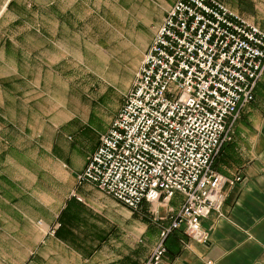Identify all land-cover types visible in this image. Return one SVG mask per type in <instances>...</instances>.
Wrapping results in <instances>:
<instances>
[{
    "label": "crops",
    "instance_id": "crops-1",
    "mask_svg": "<svg viewBox=\"0 0 264 264\" xmlns=\"http://www.w3.org/2000/svg\"><path fill=\"white\" fill-rule=\"evenodd\" d=\"M92 1L0 0V264H144L150 253L127 248L125 242L118 246V226L131 236L135 225L139 237L150 236L157 245L162 229L170 225L167 209L158 205L143 204L149 223L134 219L94 187L78 186L76 175L84 171L100 141L77 158L66 127H50L33 114L37 48L50 47V33L69 30V17L82 16ZM177 1L163 0L155 33ZM219 1L264 31V0ZM254 96L240 111L233 140L215 161L220 174L244 180L234 188L226 186L221 213L202 221L208 241L199 244L185 235L184 227L175 230L165 243L162 264H264V73ZM36 140L61 150L65 163L39 168ZM170 205L177 213L181 197ZM155 208L159 217L154 222L149 214ZM39 219L45 230H57L61 224V241L48 237L47 245H41L43 235L34 224ZM54 245L56 250L51 249ZM32 251L37 252L34 260Z\"/></svg>",
    "mask_w": 264,
    "mask_h": 264
},
{
    "label": "built area",
    "instance_id": "built-area-1",
    "mask_svg": "<svg viewBox=\"0 0 264 264\" xmlns=\"http://www.w3.org/2000/svg\"><path fill=\"white\" fill-rule=\"evenodd\" d=\"M264 73V31L219 0H178L143 57L123 107L79 177L139 211L167 209L170 225L144 264H162L165 240L184 227L205 244L202 221L221 213L225 187L244 179L214 162ZM181 197L177 213L170 202ZM175 213V214H174Z\"/></svg>",
    "mask_w": 264,
    "mask_h": 264
},
{
    "label": "rangeland",
    "instance_id": "rangeland-1",
    "mask_svg": "<svg viewBox=\"0 0 264 264\" xmlns=\"http://www.w3.org/2000/svg\"><path fill=\"white\" fill-rule=\"evenodd\" d=\"M162 4L163 0H94L85 7L82 16L69 17V30L50 33V47L37 48L33 114L38 121H45L50 127H66L65 133L73 137L72 141L67 140L76 147L77 158L97 146L123 107L136 81L145 51L154 40ZM37 32L41 33L39 30ZM36 147L39 168H46L48 163H65L61 150L37 140ZM90 156L87 157L88 161ZM42 161H46V164L42 165ZM82 172L76 175L78 186L84 185L79 183ZM90 186L105 198L121 204L96 186ZM52 188L50 186L46 190L50 193ZM155 205L162 208L159 204ZM125 208L134 219L141 218L151 223L142 209L133 211ZM155 211L156 208L149 214L154 222L155 217H159V212ZM59 213L57 219L63 211ZM34 224L43 235L41 245H47L48 237L61 241L57 236L61 224H58L57 230H45L41 219ZM145 238L144 235L139 237L135 225L131 236L123 226L117 228L118 246L125 242V247L141 249L151 255L156 241L150 236ZM57 248L54 245L51 249ZM36 255L37 252L32 251V260ZM32 264L35 263L32 261Z\"/></svg>",
    "mask_w": 264,
    "mask_h": 264
},
{
    "label": "trees",
    "instance_id": "trees-1",
    "mask_svg": "<svg viewBox=\"0 0 264 264\" xmlns=\"http://www.w3.org/2000/svg\"><path fill=\"white\" fill-rule=\"evenodd\" d=\"M224 145H225V144H224ZM224 145H223V146H224ZM223 146H222V147H223ZM221 149H222V148H221ZM215 161H216V160H215ZM214 167H215V162H214ZM169 236H170V235H169ZM169 236H168V237H169ZM168 237H167V239H168ZM167 239L165 240V243H166Z\"/></svg>",
    "mask_w": 264,
    "mask_h": 264
}]
</instances>
